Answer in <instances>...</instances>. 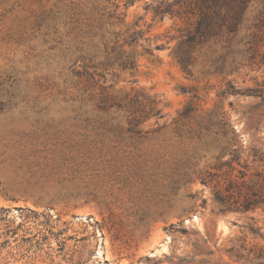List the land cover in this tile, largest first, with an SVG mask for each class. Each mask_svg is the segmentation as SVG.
Instances as JSON below:
<instances>
[{
	"label": "rangeland",
	"instance_id": "374dc122",
	"mask_svg": "<svg viewBox=\"0 0 264 264\" xmlns=\"http://www.w3.org/2000/svg\"><path fill=\"white\" fill-rule=\"evenodd\" d=\"M164 4L0 0V264L260 263L264 207L224 211L215 191L228 166L210 184L199 174L224 147L222 161L239 150L234 176L241 165L254 172L252 149L264 151V0L250 3L235 35L199 47L190 73L174 49L195 18L162 17ZM100 14L116 31L145 32L137 66L103 80L122 101L138 97L148 111L156 101L160 116L133 126L139 133L125 111L103 110L69 78L68 23Z\"/></svg>",
	"mask_w": 264,
	"mask_h": 264
},
{
	"label": "trees",
	"instance_id": "16d2710c",
	"mask_svg": "<svg viewBox=\"0 0 264 264\" xmlns=\"http://www.w3.org/2000/svg\"><path fill=\"white\" fill-rule=\"evenodd\" d=\"M65 1L61 0L62 3ZM252 1L254 0H163L165 4L158 11V15L162 17L172 15L180 18H188L192 15L195 18V21L189 23L188 27L179 29V34L176 37L178 44L174 49V57L182 68L190 73L191 65L195 60L194 53L199 47L208 45L223 36L235 35ZM102 7L101 3L97 2L94 10L101 13L106 10L105 7ZM62 10L61 5H56L49 14L59 15ZM110 12L111 18H121L115 10ZM87 20L88 23H68L69 28L66 34L75 40L72 45L73 49L70 50L72 53L69 59V78L74 81L75 87L82 85L84 93L90 92V99L99 100L96 105L103 110L116 108L125 111L131 124L130 131L139 133L140 131L133 126L151 115L160 116L161 111L157 110L156 101H150L149 111L142 105L138 97L122 101L119 97L108 92L112 86L105 85L103 80H106L107 75H116L114 70L117 68L126 70L134 69L137 66L135 47L141 39H144L145 32L131 28L124 33L116 31L115 23H106L104 15L101 14L96 18L95 23ZM37 21L43 23L44 18L40 16ZM261 27V23H255L252 37L246 42V50L250 58L255 55L257 43L261 40ZM164 48V44L156 43L154 49ZM152 50V48L145 49L149 53ZM97 90H100L99 94ZM191 109L192 105H187L183 114L188 115ZM229 148H222L217 156L218 163L211 166L210 170L199 174L201 182L210 184L219 179L224 174L222 169L228 166L229 170L225 172L227 179L225 190L216 189L215 191L216 200L223 210L226 212L248 211L264 207V151L252 149L253 164L257 167L254 172L249 173L247 170L249 165L246 164L241 165L239 174L234 176L236 169L234 162L239 161V150L230 149L232 150L230 154L233 157L226 161L221 160ZM181 176L182 181L189 178L187 173H183ZM258 259L260 260L259 264H264V252L260 253Z\"/></svg>",
	"mask_w": 264,
	"mask_h": 264
}]
</instances>
